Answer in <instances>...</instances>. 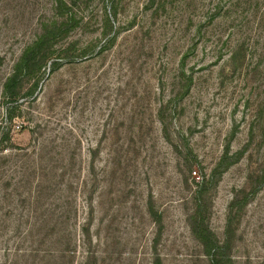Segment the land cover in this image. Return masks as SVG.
Wrapping results in <instances>:
<instances>
[{
	"label": "rangeland",
	"instance_id": "rangeland-1",
	"mask_svg": "<svg viewBox=\"0 0 264 264\" xmlns=\"http://www.w3.org/2000/svg\"><path fill=\"white\" fill-rule=\"evenodd\" d=\"M59 1L0 0V264H264V0ZM205 175L212 252L189 220Z\"/></svg>",
	"mask_w": 264,
	"mask_h": 264
},
{
	"label": "trees",
	"instance_id": "trees-1",
	"mask_svg": "<svg viewBox=\"0 0 264 264\" xmlns=\"http://www.w3.org/2000/svg\"><path fill=\"white\" fill-rule=\"evenodd\" d=\"M66 3L62 0L58 3V9L63 15ZM74 20L72 15L63 16L61 19H55L51 23H46L42 32L37 36V38L30 44L26 50L24 51L20 61L15 66L14 72L7 78L6 83L4 85V94L7 97L17 98L16 96L19 93V89L22 85V77L28 76L31 77L34 75V71L37 68H42L47 64L48 60L51 59V55L53 54V43L61 29L68 22ZM107 22L109 23V30L114 29L113 19H111V15L107 18ZM113 36H110L107 41L113 39ZM115 37V35H114ZM105 47L102 46V48ZM59 61L56 60L53 62V68L57 67ZM39 80H36L31 87L30 93L33 94L39 86ZM13 116V115H11ZM192 165H190V172L192 171ZM195 189L193 192V200L194 207L192 212L189 215V220L191 223V228L196 238L204 245L209 252L213 250H217V245L215 240L211 237L212 233L208 230V225L205 223V210L207 207V193L209 188L213 182L212 176H204L201 180L196 181ZM148 210L151 215L156 218L159 226L161 228L162 222L161 217L156 214L152 207V199L148 202ZM86 233H88V227L86 228ZM161 229L159 230V234ZM209 232V235L206 233ZM218 254H214L212 257L211 264H223L224 261L217 259L216 256ZM92 258L88 256L86 259L79 264H92ZM154 264H159L158 261L154 262Z\"/></svg>",
	"mask_w": 264,
	"mask_h": 264
},
{
	"label": "built area",
	"instance_id": "built-area-1",
	"mask_svg": "<svg viewBox=\"0 0 264 264\" xmlns=\"http://www.w3.org/2000/svg\"><path fill=\"white\" fill-rule=\"evenodd\" d=\"M19 126V125H18Z\"/></svg>",
	"mask_w": 264,
	"mask_h": 264
}]
</instances>
